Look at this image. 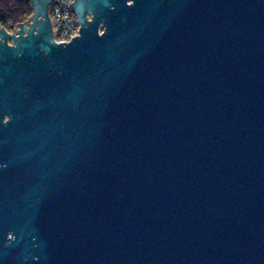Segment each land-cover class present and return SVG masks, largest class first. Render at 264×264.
<instances>
[{
	"label": "water",
	"instance_id": "water-1",
	"mask_svg": "<svg viewBox=\"0 0 264 264\" xmlns=\"http://www.w3.org/2000/svg\"><path fill=\"white\" fill-rule=\"evenodd\" d=\"M51 1L0 25V264H264V0H75L59 44Z\"/></svg>",
	"mask_w": 264,
	"mask_h": 264
},
{
	"label": "flooded vegetation",
	"instance_id": "flooded-vegetation-1",
	"mask_svg": "<svg viewBox=\"0 0 264 264\" xmlns=\"http://www.w3.org/2000/svg\"><path fill=\"white\" fill-rule=\"evenodd\" d=\"M33 20L28 21L29 26ZM50 39L49 33L47 31L44 32L43 36H41L38 39V44H39V50H42V46L47 40ZM14 57H19L21 55L20 52H16L15 54H10ZM13 119H16V116L14 113L11 112H3L0 111V124L5 127L9 122H11ZM12 152V151H10ZM9 151L6 150H0V172L4 178V183L0 184V188H2V193L3 197H7V194H10L13 192V189L16 187L15 183L12 182L10 177H8L7 170L8 168H13L9 167V164L7 162L8 154L10 153ZM7 182H12V183H7ZM11 197V196H8ZM58 235V246H61L63 249L64 256H66L69 259H73L74 255L76 254V248H77V242H76V231H60L56 233ZM64 236H66L64 238ZM14 235L12 232H10L7 236L9 242L11 239H13ZM82 233L79 231V242H78V248H79V259L81 263V249H82Z\"/></svg>",
	"mask_w": 264,
	"mask_h": 264
},
{
	"label": "built area",
	"instance_id": "built-area-1",
	"mask_svg": "<svg viewBox=\"0 0 264 264\" xmlns=\"http://www.w3.org/2000/svg\"><path fill=\"white\" fill-rule=\"evenodd\" d=\"M54 41L69 43L74 36L80 35V23L72 9V0H54ZM66 43H63L66 44Z\"/></svg>",
	"mask_w": 264,
	"mask_h": 264
},
{
	"label": "trees",
	"instance_id": "trees-1",
	"mask_svg": "<svg viewBox=\"0 0 264 264\" xmlns=\"http://www.w3.org/2000/svg\"><path fill=\"white\" fill-rule=\"evenodd\" d=\"M31 12L30 0H0V25L15 26Z\"/></svg>",
	"mask_w": 264,
	"mask_h": 264
},
{
	"label": "rangeland",
	"instance_id": "rangeland-1",
	"mask_svg": "<svg viewBox=\"0 0 264 264\" xmlns=\"http://www.w3.org/2000/svg\"><path fill=\"white\" fill-rule=\"evenodd\" d=\"M31 1V10H32V12L27 16V18L24 20V21H21L20 23H26V26H27V28L29 29L30 28V26H29V24H28V21H30L31 20V17L33 16V14H34V9L32 8V5L34 4V0H30ZM73 2L75 1V0H72ZM54 5H55V1L54 0H52L51 2H49V7H48V13H49V17H50V20H51V23H52V32H53V37H54V22H55V17H54V9H53V7H54ZM72 9H73V6H72ZM73 13L75 14V16H76V18H77V21L79 22V20H78V17H77V15H76V12L74 11V9H73ZM89 16V20L91 21L92 20V16H91V14H89L88 15ZM80 23V22H79ZM4 27V26H3ZM82 27V25H81V23H80V28ZM7 30H8V32H10V33H16V34H18V32H16V29L17 30H19V25H15V26H7V27H5ZM100 29L101 30H105V29H102V26L100 27ZM100 34H102V33H100ZM79 36V35H78ZM72 41V40H71ZM70 41V42H71ZM10 43L12 42L11 40L9 41Z\"/></svg>",
	"mask_w": 264,
	"mask_h": 264
},
{
	"label": "bare ground",
	"instance_id": "bare-ground-1",
	"mask_svg": "<svg viewBox=\"0 0 264 264\" xmlns=\"http://www.w3.org/2000/svg\"><path fill=\"white\" fill-rule=\"evenodd\" d=\"M101 26H102V29H105L106 30V26L103 23H101V25L99 26V33H103L105 31V30H101L100 29Z\"/></svg>",
	"mask_w": 264,
	"mask_h": 264
}]
</instances>
